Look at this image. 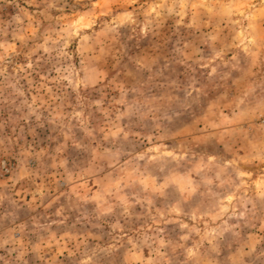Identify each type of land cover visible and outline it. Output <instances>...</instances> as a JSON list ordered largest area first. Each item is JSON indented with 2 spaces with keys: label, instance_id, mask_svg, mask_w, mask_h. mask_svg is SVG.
<instances>
[{
  "label": "rangeland",
  "instance_id": "rangeland-1",
  "mask_svg": "<svg viewBox=\"0 0 264 264\" xmlns=\"http://www.w3.org/2000/svg\"><path fill=\"white\" fill-rule=\"evenodd\" d=\"M0 264H264V0H0Z\"/></svg>",
  "mask_w": 264,
  "mask_h": 264
}]
</instances>
